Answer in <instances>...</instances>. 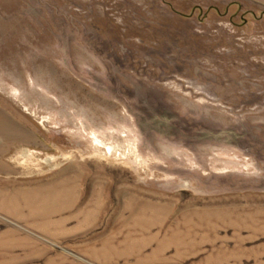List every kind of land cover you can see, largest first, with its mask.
<instances>
[{
	"label": "rangeland",
	"instance_id": "rangeland-1",
	"mask_svg": "<svg viewBox=\"0 0 264 264\" xmlns=\"http://www.w3.org/2000/svg\"><path fill=\"white\" fill-rule=\"evenodd\" d=\"M0 264H264V0H0Z\"/></svg>",
	"mask_w": 264,
	"mask_h": 264
}]
</instances>
